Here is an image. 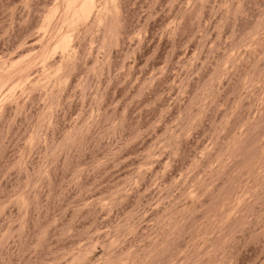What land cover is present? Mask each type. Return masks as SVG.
I'll use <instances>...</instances> for the list:
<instances>
[{
	"label": "rangeland",
	"instance_id": "374dc122",
	"mask_svg": "<svg viewBox=\"0 0 264 264\" xmlns=\"http://www.w3.org/2000/svg\"><path fill=\"white\" fill-rule=\"evenodd\" d=\"M0 264H264V0H0Z\"/></svg>",
	"mask_w": 264,
	"mask_h": 264
}]
</instances>
